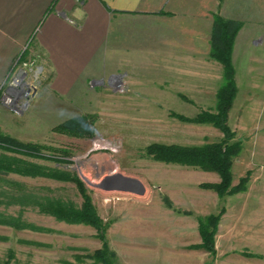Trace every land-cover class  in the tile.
Returning a JSON list of instances; mask_svg holds the SVG:
<instances>
[{
    "label": "rangeland",
    "instance_id": "rangeland-1",
    "mask_svg": "<svg viewBox=\"0 0 264 264\" xmlns=\"http://www.w3.org/2000/svg\"><path fill=\"white\" fill-rule=\"evenodd\" d=\"M219 2L215 12L213 2L207 1L212 24L219 9L231 12V0ZM252 6L247 24L251 43L245 49L239 45L231 58L236 91L226 118L231 140L242 144L232 160L231 185L242 182L243 188L218 195L203 186L218 182L217 173L165 163L145 151L152 143L202 145L222 138L211 122L189 120L201 111H216L217 93L224 82L222 63L214 59L222 66L220 78L193 81L195 87L184 96L174 94L166 75L155 80L152 60H142L140 66L128 68V76L117 72L90 82L79 114L77 110L58 123L83 119L71 130L59 131L58 124L37 125L29 117V103L16 112L0 105V134L44 145V154L55 158L17 156L68 170L84 183L103 224L104 238L88 224L59 220L33 204L37 198L50 197L78 206L82 198L73 182L0 172V216L41 227L0 223V264H102L92 255L104 243L114 264H264V1L254 0ZM28 47L16 60L35 59L31 74L40 66L36 78L31 76L36 93L48 73L43 60L30 54ZM1 153L14 155L0 149ZM111 171L138 179L145 192L92 185ZM221 210L212 254L202 245L199 227Z\"/></svg>",
    "mask_w": 264,
    "mask_h": 264
},
{
    "label": "crops",
    "instance_id": "crops-1",
    "mask_svg": "<svg viewBox=\"0 0 264 264\" xmlns=\"http://www.w3.org/2000/svg\"><path fill=\"white\" fill-rule=\"evenodd\" d=\"M207 1L0 0V85L28 44L48 73L28 104L29 117L44 128L79 114L90 82L117 72L128 76V68L142 60H152L155 80L166 75L174 94L185 96L193 81L222 76V66L209 56ZM211 1L216 12L222 0ZM231 1V12L219 13L242 22L234 60L239 45L245 49L251 43L247 24L254 0Z\"/></svg>",
    "mask_w": 264,
    "mask_h": 264
},
{
    "label": "trees",
    "instance_id": "trees-1",
    "mask_svg": "<svg viewBox=\"0 0 264 264\" xmlns=\"http://www.w3.org/2000/svg\"><path fill=\"white\" fill-rule=\"evenodd\" d=\"M241 25L242 22L239 20L223 18L218 14L213 15L209 56L221 62L224 71V82L217 93L216 111H201L190 119L181 115L177 116L180 119H189L193 122H211L221 131L222 138L216 142L202 145L152 143L145 148L146 153L156 160L165 163L197 166L203 170L217 173L219 176L218 182L205 183L203 186L213 189L218 195L243 188L242 182L238 185H231L232 160L239 154L242 144L239 139L235 141L231 140L233 138V133L226 122L227 113L236 91L234 69L231 63V52L234 37ZM81 122H83V119H75L71 122L68 121L63 124H58L55 129L59 131L71 130L75 127V124ZM75 128H77V125ZM44 148V145L29 142L24 143L8 135L0 134V149L14 153V155H7L5 153L0 154V172H13L25 176H45L73 182L82 198L78 206H74L61 199L50 197L37 198V200L33 201V204L40 212L53 215L59 220H64L66 222H81L94 227L99 233V236H101V239L104 240V238H102L103 224L91 203L84 183L79 177L68 170L49 168L21 157L55 158L53 156L48 157L44 154ZM18 154L21 156H17ZM222 212L223 210L215 215H209L204 222L200 223L199 227L202 245L205 250L212 254L215 252L213 245L214 228H216V224ZM0 223H6L20 228H41L21 221L19 218L13 216H0ZM209 226L212 227L210 230L208 229ZM92 256L95 260L101 261L102 264H114L111 260L106 243H104L100 249L95 250Z\"/></svg>",
    "mask_w": 264,
    "mask_h": 264
},
{
    "label": "built area",
    "instance_id": "built-area-1",
    "mask_svg": "<svg viewBox=\"0 0 264 264\" xmlns=\"http://www.w3.org/2000/svg\"><path fill=\"white\" fill-rule=\"evenodd\" d=\"M25 47L26 46L23 47L19 57L25 50ZM18 59L15 60L13 66L8 71L0 85V102L9 108H12L15 112L20 111L21 108L25 107L35 94L36 86L31 80V76L36 78L37 73L40 70V66H36L33 70L34 73L31 74L30 72L32 71V68L30 65L34 64L35 59ZM17 63L21 64V66H18V69L15 72Z\"/></svg>",
    "mask_w": 264,
    "mask_h": 264
},
{
    "label": "water",
    "instance_id": "water-1",
    "mask_svg": "<svg viewBox=\"0 0 264 264\" xmlns=\"http://www.w3.org/2000/svg\"><path fill=\"white\" fill-rule=\"evenodd\" d=\"M96 175L99 176V174ZM92 185L105 190H120L137 194L145 192V187L138 179L113 171L104 176L98 183H93Z\"/></svg>",
    "mask_w": 264,
    "mask_h": 264
}]
</instances>
